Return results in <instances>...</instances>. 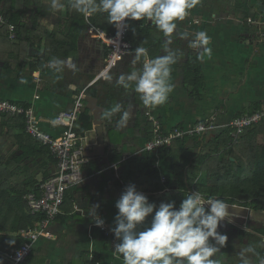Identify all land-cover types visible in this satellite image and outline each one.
I'll return each mask as SVG.
<instances>
[{
  "label": "crops",
  "instance_id": "crops-1",
  "mask_svg": "<svg viewBox=\"0 0 264 264\" xmlns=\"http://www.w3.org/2000/svg\"><path fill=\"white\" fill-rule=\"evenodd\" d=\"M235 2L241 4L239 9ZM22 6L23 1L17 0L15 7L21 9ZM195 20H198L197 25ZM38 22L50 32L61 23V17L45 13L38 18ZM146 22L152 24L147 19ZM198 31H205L211 37L209 47L212 54L205 56L203 61L197 59L198 50L188 46V39L177 35ZM166 39L164 35L159 37L162 48L156 57L165 54L163 46ZM169 47L183 55L172 66L171 83L174 89L168 101L156 107L144 106L140 98L134 97L133 89H124L116 83L121 74L130 73L134 67L140 69V61L135 65L132 63L135 52L129 53L124 58L125 62L120 63L123 59L109 69L112 80L108 81L101 75L107 71L105 49L88 30L78 37L74 55L63 60L59 72L57 65L46 61L37 49L29 48L26 51L27 61L39 64L45 61V72L30 71L26 66L19 79L0 73V98L31 107L38 118L39 128L53 136H58L62 130L55 118L61 112L72 110L74 97L84 98L80 113L86 109L85 96L96 98L97 104L105 111L120 104L122 110L131 112L128 125L124 128L116 126L121 113L114 114L110 121L102 115L105 153L91 159L83 167L84 184L74 188L71 206L64 203L62 213L48 226L49 237L34 243L29 264H85L86 255L90 259L95 258L96 264H123L122 256L112 251L94 226L90 214L95 208L105 220V225L114 227V217L118 212L115 203L129 184H135L157 206L169 201H175L179 206L186 195L183 197V190L177 186L175 177H170L169 187L159 194L145 193L143 182L135 181L138 172L136 162L145 152L143 146L150 138L148 117H154L163 130L169 131L173 127L188 126L209 117L223 125L233 116L246 114L256 104L264 106V10L259 0H200L185 20L177 22ZM189 58L197 59L203 80L199 99H195L191 88L183 83ZM69 61L75 65V70L67 66ZM82 138L83 147L91 150L96 143L93 126ZM149 157L161 176L169 177L164 169L167 161L160 156L156 161L153 154ZM121 176H132V179H121ZM249 211V221L243 229L234 230V226L226 221L219 228L224 235H230L222 248L225 264H239V253L248 246H255L259 255L264 256V246H261L264 245V236L256 232L261 227L255 228L258 223L263 225L264 220L260 222L252 218L253 211ZM150 220L151 217L147 218L146 223ZM244 234L254 235L255 238ZM3 247L0 243V261L6 264V247ZM251 259L252 264H258L256 257Z\"/></svg>",
  "mask_w": 264,
  "mask_h": 264
},
{
  "label": "trees",
  "instance_id": "trees-1",
  "mask_svg": "<svg viewBox=\"0 0 264 264\" xmlns=\"http://www.w3.org/2000/svg\"><path fill=\"white\" fill-rule=\"evenodd\" d=\"M16 1L0 0V15L15 31V38L10 39L7 26L0 24V73L12 78L19 79L26 66L30 71H46L45 61L42 60L41 64L27 61L29 48L37 49L46 61H63L74 55L77 39L88 30V25L114 33L115 25L108 22L106 13L85 17L70 7L72 0H59L64 5L62 8L52 7L53 0H22L21 9L15 7ZM259 1L264 10V0ZM235 4L237 9L241 7L239 2ZM45 13L61 17V23L50 32L38 22ZM128 27L127 38L134 45L133 51L138 47L147 48L148 55L154 59L162 48L159 37L163 34L146 19L130 20ZM57 67L60 69L59 65ZM184 75L183 83L191 88L192 96L199 99L203 80L196 58L187 60ZM130 88L134 91V86ZM134 97L139 99L140 94L134 91ZM263 108L256 104L246 114ZM90 119L88 110L79 113L80 129L75 130L78 136L83 137L92 129ZM147 126L150 137L152 125L149 122ZM232 134L231 128L218 129L203 136L178 139L160 150V158L168 163L164 169L169 177H165L164 183L160 181V171L154 167L149 154L143 152L136 162L135 181L143 182L145 193L159 194L169 187L170 177H175L177 186L183 190V197L199 191L205 197L223 198L228 204L264 213V119L245 128L236 138ZM55 165L48 149L25 132L23 116L0 114V243L6 247L7 254L24 242L19 232L34 228L42 219L27 213L24 197L29 192H37L39 184L53 174ZM130 178L132 176H121V179ZM74 188L65 192L62 206L64 203L71 206ZM256 232L264 236V224ZM245 235L255 238L251 234ZM12 240L14 244L9 243ZM86 256L85 264L97 263L95 258ZM29 258L30 255L26 264L30 263Z\"/></svg>",
  "mask_w": 264,
  "mask_h": 264
},
{
  "label": "clouds",
  "instance_id": "clouds-1",
  "mask_svg": "<svg viewBox=\"0 0 264 264\" xmlns=\"http://www.w3.org/2000/svg\"><path fill=\"white\" fill-rule=\"evenodd\" d=\"M199 3L200 0H72L70 7L85 17L106 13L108 22L117 28L127 26L129 20L147 19L167 38L163 46L165 54L155 59H148L147 48L138 47L132 63L135 65L143 57L142 68L137 70L134 67L133 71L121 74L116 80L124 89L134 86L144 106L156 107L168 101L174 89L172 66L183 55L169 47L177 22L185 20ZM63 6L59 0H53L52 7ZM177 35L188 39L191 49L198 50V60L211 56V37L205 31ZM50 64L63 65L64 61L53 59ZM67 66L75 70L70 61ZM101 75L112 80L110 70ZM116 113H121L116 126L126 127L131 112L122 110L120 104L105 111L103 116L110 121ZM115 208L118 210L114 217L115 226L110 231L118 241L114 252L122 256L123 264H225L222 248L228 238L218 228L222 222L231 221L234 213L229 208H234L223 198L205 197L199 191H192L178 207L175 201L161 202L157 206L135 184H129L116 201ZM90 215L95 226L104 227L105 220L95 208ZM149 217L150 223H146ZM252 256L256 257L258 264H264V256L259 255L255 246H248L239 253V264H252Z\"/></svg>",
  "mask_w": 264,
  "mask_h": 264
},
{
  "label": "built area",
  "instance_id": "built-area-1",
  "mask_svg": "<svg viewBox=\"0 0 264 264\" xmlns=\"http://www.w3.org/2000/svg\"><path fill=\"white\" fill-rule=\"evenodd\" d=\"M129 21L126 22L127 26L122 25L120 28L114 26V33L88 25L89 33L93 34L105 49L106 70L114 68L129 53L133 52L134 45L127 38ZM194 23L197 25L198 20H195ZM0 24L7 26L9 38L14 39V27L1 15ZM148 59L151 58L148 56ZM143 62L144 58L142 57L139 62L140 68H142ZM83 99V96L75 98L71 111L61 112L57 115L55 122L62 127L58 136L50 135L39 128L38 118L31 107L25 108L11 101L0 99V114L23 116L25 132L46 147L56 162L55 170L50 178L39 184L37 192H29L24 197L27 213L30 216H41L42 219L34 228L19 232L24 242L18 249L5 256L6 264H26L34 243L41 238L49 237L48 226L62 213L65 192L71 187H80L85 182L83 167L88 163V158L84 155L86 148L82 145L83 138L75 132L80 129L78 115L84 107ZM263 119L264 108L252 114L232 117L223 125H219L214 118L209 117L188 126L173 127L169 131H165L154 117H148L147 120L152 125L151 136L146 140L143 149L145 152L153 154L158 161L159 151L168 148L178 139L203 136L223 128H231L232 136L236 138L245 128L258 124ZM160 179L161 182H165L163 176ZM95 227L99 229L114 252V245L118 241L110 231L111 228L106 225L103 228Z\"/></svg>",
  "mask_w": 264,
  "mask_h": 264
},
{
  "label": "water",
  "instance_id": "water-1",
  "mask_svg": "<svg viewBox=\"0 0 264 264\" xmlns=\"http://www.w3.org/2000/svg\"><path fill=\"white\" fill-rule=\"evenodd\" d=\"M86 106L85 108L88 110V116L91 117L90 121L93 126V130L96 134V143L91 148V150H84V155L88 159H94L99 156L104 155L105 153V145H104V133H103V119L102 115L105 112V109L103 107H100L97 104V99L90 96H85ZM231 205V204H229ZM234 209L229 208L230 212H233V215H245L246 219L242 220L236 217H232L231 221H227L229 224H232L234 226V230L243 229V225L247 224V221H249V209L240 207L237 205H231Z\"/></svg>",
  "mask_w": 264,
  "mask_h": 264
},
{
  "label": "rangeland",
  "instance_id": "rangeland-1",
  "mask_svg": "<svg viewBox=\"0 0 264 264\" xmlns=\"http://www.w3.org/2000/svg\"><path fill=\"white\" fill-rule=\"evenodd\" d=\"M100 52H101V49H100ZM123 62H125V59L122 61V62H120V63H123ZM73 99H75V97L73 98ZM247 107V106H246ZM188 144H192V143H188ZM180 196V195H179ZM252 216V215H251ZM252 218H254V219H257V220H259L260 222H262L263 220H264V213H262V212H254L253 211V217ZM261 223L259 224H257L256 225V227L255 228H260L261 227ZM220 228V227H219ZM218 228V231L221 233V234H223V232L222 231H220V229ZM223 229H225V228H223ZM251 229V228H250ZM227 236H230V235H227Z\"/></svg>",
  "mask_w": 264,
  "mask_h": 264
},
{
  "label": "bare ground",
  "instance_id": "bare-ground-1",
  "mask_svg": "<svg viewBox=\"0 0 264 264\" xmlns=\"http://www.w3.org/2000/svg\"><path fill=\"white\" fill-rule=\"evenodd\" d=\"M236 216H239L240 217L239 219H242V220H244V217H245V215H242V216L241 215H236Z\"/></svg>",
  "mask_w": 264,
  "mask_h": 264
}]
</instances>
